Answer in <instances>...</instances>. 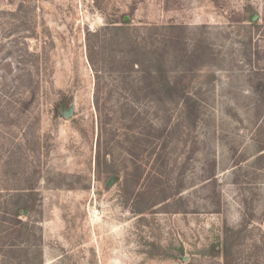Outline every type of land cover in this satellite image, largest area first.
<instances>
[{"label":"rangeland","instance_id":"rangeland-1","mask_svg":"<svg viewBox=\"0 0 264 264\" xmlns=\"http://www.w3.org/2000/svg\"><path fill=\"white\" fill-rule=\"evenodd\" d=\"M0 264H264V0H0Z\"/></svg>","mask_w":264,"mask_h":264},{"label":"trees","instance_id":"trees-1","mask_svg":"<svg viewBox=\"0 0 264 264\" xmlns=\"http://www.w3.org/2000/svg\"><path fill=\"white\" fill-rule=\"evenodd\" d=\"M171 28L177 29L176 26H171ZM129 64L131 69L134 68V65L137 66L136 63L134 65L132 64V62ZM152 72H154L156 77V82L154 83V86L157 88V90L160 91L161 95L163 96V99L173 101L179 99L180 97V99H182L183 101V105L186 111H190V98L187 95H185V97L183 98V95L180 94V90L178 89V87L175 84L169 82V79L167 77L166 65L161 61H156ZM142 74L143 76H148V74H150L149 76L152 75V73L149 72Z\"/></svg>","mask_w":264,"mask_h":264},{"label":"water","instance_id":"water-1","mask_svg":"<svg viewBox=\"0 0 264 264\" xmlns=\"http://www.w3.org/2000/svg\"><path fill=\"white\" fill-rule=\"evenodd\" d=\"M254 18H256V17H254ZM73 113V106H71V107H69L67 110H65V111H63L62 112V117L63 118H68V117H70L71 116V114ZM113 182H114V179H110L108 182H107V187L109 188V187H111V185L113 184Z\"/></svg>","mask_w":264,"mask_h":264}]
</instances>
